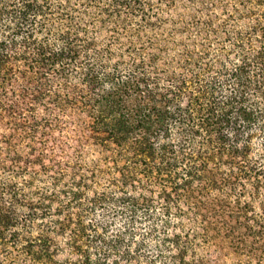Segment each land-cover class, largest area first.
Listing matches in <instances>:
<instances>
[{
    "label": "trees",
    "instance_id": "trees-1",
    "mask_svg": "<svg viewBox=\"0 0 264 264\" xmlns=\"http://www.w3.org/2000/svg\"><path fill=\"white\" fill-rule=\"evenodd\" d=\"M0 264H264V0H0Z\"/></svg>",
    "mask_w": 264,
    "mask_h": 264
}]
</instances>
